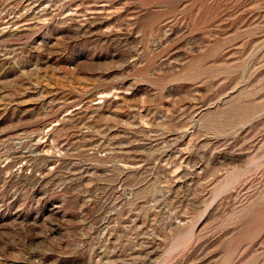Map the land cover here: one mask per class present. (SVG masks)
<instances>
[{"label":"rangeland","instance_id":"obj_1","mask_svg":"<svg viewBox=\"0 0 264 264\" xmlns=\"http://www.w3.org/2000/svg\"><path fill=\"white\" fill-rule=\"evenodd\" d=\"M0 264H264V0H0Z\"/></svg>","mask_w":264,"mask_h":264}]
</instances>
